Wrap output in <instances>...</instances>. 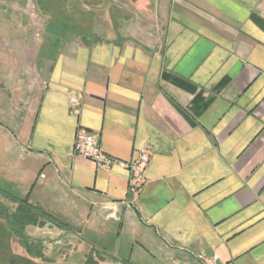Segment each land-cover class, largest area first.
Masks as SVG:
<instances>
[{
    "label": "crops",
    "instance_id": "1",
    "mask_svg": "<svg viewBox=\"0 0 264 264\" xmlns=\"http://www.w3.org/2000/svg\"><path fill=\"white\" fill-rule=\"evenodd\" d=\"M119 4L22 49L3 22L0 188L65 226L28 225L39 263L264 264V0Z\"/></svg>",
    "mask_w": 264,
    "mask_h": 264
},
{
    "label": "rangeland",
    "instance_id": "2",
    "mask_svg": "<svg viewBox=\"0 0 264 264\" xmlns=\"http://www.w3.org/2000/svg\"><path fill=\"white\" fill-rule=\"evenodd\" d=\"M122 0H0V32L4 23L5 37L15 43V48L28 46V31L39 37L46 26L80 34L93 35L95 29L104 25V15L111 10L119 14ZM125 1V0H123ZM135 1V0H130ZM16 21V22H15ZM4 22V23H3ZM47 24V25H46ZM16 40V41H15ZM0 37V54L4 47H9ZM5 47V48H6ZM2 57H0L1 60ZM5 58V57H3ZM23 64L22 58L16 59ZM2 62L0 61V65Z\"/></svg>",
    "mask_w": 264,
    "mask_h": 264
},
{
    "label": "flooded vegetation",
    "instance_id": "3",
    "mask_svg": "<svg viewBox=\"0 0 264 264\" xmlns=\"http://www.w3.org/2000/svg\"><path fill=\"white\" fill-rule=\"evenodd\" d=\"M15 197L0 188V264H41L40 259L46 261L44 243L28 239L27 216L22 225L16 223L17 214L27 213L28 208L13 201ZM15 204H19L16 209Z\"/></svg>",
    "mask_w": 264,
    "mask_h": 264
},
{
    "label": "built area",
    "instance_id": "4",
    "mask_svg": "<svg viewBox=\"0 0 264 264\" xmlns=\"http://www.w3.org/2000/svg\"><path fill=\"white\" fill-rule=\"evenodd\" d=\"M75 152L78 156L93 162L99 168H107L113 163V160L105 154L101 145L100 137L95 133L85 130H80L76 136ZM149 163L150 158L146 153H143L139 160L134 162L132 165L133 187L142 183L143 170L148 167Z\"/></svg>",
    "mask_w": 264,
    "mask_h": 264
},
{
    "label": "trees",
    "instance_id": "5",
    "mask_svg": "<svg viewBox=\"0 0 264 264\" xmlns=\"http://www.w3.org/2000/svg\"><path fill=\"white\" fill-rule=\"evenodd\" d=\"M12 199L16 203H19L20 205L28 208V212L27 213L20 211L19 214H17V216L15 218L17 224L22 225L23 221H24L23 219H25V216H27L28 225H31V224L35 223V221L38 220L37 218H42V219H45L47 221H51V222L55 223L59 227H65L62 224H60L57 221H55L51 216L46 214L41 209L33 208L32 206H29L26 203V201L20 200L19 198H16V197L12 198Z\"/></svg>",
    "mask_w": 264,
    "mask_h": 264
}]
</instances>
